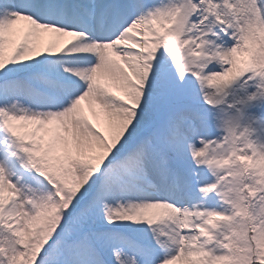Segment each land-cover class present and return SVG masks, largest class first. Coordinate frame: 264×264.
<instances>
[{"label": "snow or ice", "instance_id": "1", "mask_svg": "<svg viewBox=\"0 0 264 264\" xmlns=\"http://www.w3.org/2000/svg\"><path fill=\"white\" fill-rule=\"evenodd\" d=\"M0 264H264V0H0Z\"/></svg>", "mask_w": 264, "mask_h": 264}]
</instances>
